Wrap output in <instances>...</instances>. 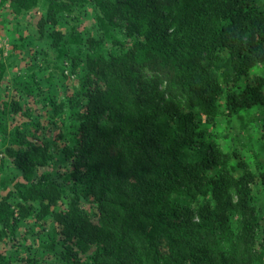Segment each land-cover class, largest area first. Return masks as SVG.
Listing matches in <instances>:
<instances>
[{
	"label": "trees",
	"instance_id": "1",
	"mask_svg": "<svg viewBox=\"0 0 264 264\" xmlns=\"http://www.w3.org/2000/svg\"><path fill=\"white\" fill-rule=\"evenodd\" d=\"M10 7L41 9L39 39L56 57L38 73L64 94L43 125L0 119L11 141L1 168L18 170L0 198V241L18 244L0 264H264V0ZM67 67L79 79L71 94ZM6 70L0 60V80ZM222 110L239 135L258 128L262 151L222 145L210 131ZM31 218L33 241L17 240Z\"/></svg>",
	"mask_w": 264,
	"mask_h": 264
},
{
	"label": "rangeland",
	"instance_id": "2",
	"mask_svg": "<svg viewBox=\"0 0 264 264\" xmlns=\"http://www.w3.org/2000/svg\"><path fill=\"white\" fill-rule=\"evenodd\" d=\"M41 14V9L35 8L22 15H16L11 10L10 0H0V60L4 62L7 69L3 79L0 80V112L6 111V115L3 117L0 113V119L5 118L9 130L29 120L41 122L42 125L45 124L48 119V111L51 108L50 100L64 94V91H62L63 84H59L56 92H53L49 84L43 85L46 82L44 78L50 74L47 70L44 73H38V62H45V58L51 60L56 57V52L50 48L49 40L47 38L39 39L38 20ZM69 26L64 27V29L70 30ZM92 27V17L88 14H82L77 20V28L84 32L85 38H87L90 31L92 32ZM42 50L43 53L38 54V51ZM255 72L257 73V70H254L253 73ZM66 74V78L63 79L66 86L65 91L71 94L79 79L70 67L66 68ZM57 76L56 81L58 80ZM12 104L21 105L22 111L16 113L14 109L12 110ZM225 113V110H222V116L217 126L210 127V131L219 136L222 145L231 150L241 149V152L247 158H251L253 154L250 150L262 151V144L258 139V128L251 123L250 132H243L239 135L237 130H232ZM46 131L49 132V129H46ZM38 132L41 136L44 129L37 128V135ZM52 139L56 149L60 142L57 137ZM35 142L38 144V139ZM5 143L0 137V198L7 192L3 189L4 181L10 180L14 174L18 173V170L13 167L1 168L2 154L5 147L11 144L10 139H7ZM42 172L43 170L36 169V176L41 175ZM91 210L89 212L92 215ZM31 230L38 231L34 218L27 220L21 228L17 240H24V237H28L29 242H32ZM17 244L18 241H13V239L0 241V252L11 251ZM22 257L26 258L27 254L22 252ZM20 264L32 263L22 261Z\"/></svg>",
	"mask_w": 264,
	"mask_h": 264
}]
</instances>
